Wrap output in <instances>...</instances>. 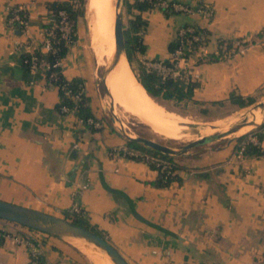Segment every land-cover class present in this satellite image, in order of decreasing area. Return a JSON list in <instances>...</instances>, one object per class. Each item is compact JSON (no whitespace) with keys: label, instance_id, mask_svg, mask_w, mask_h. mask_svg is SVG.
<instances>
[{"label":"crops","instance_id":"crops-1","mask_svg":"<svg viewBox=\"0 0 264 264\" xmlns=\"http://www.w3.org/2000/svg\"><path fill=\"white\" fill-rule=\"evenodd\" d=\"M51 1L0 0V198L63 217L78 206L132 264H264V154L238 156L236 139L191 148L172 155L176 177L157 185L159 170L123 151L142 149L96 112L85 13L77 18L75 41L60 70L68 80L82 79L100 126L87 127L76 114L59 112L58 87L46 70L23 66L18 46L27 41L30 52L40 46ZM205 1L213 8L209 18L166 14L159 6L140 11L144 48L132 54L131 63L169 58L168 43L178 28L193 23L206 32L210 52L219 39L246 43L228 56L191 64L188 72L199 81L191 100L205 106L221 99L229 104L231 90L254 95L264 85V38L258 35L264 0ZM17 4L26 7L27 32L7 22V8ZM93 51L101 60L106 54L99 58ZM0 227L9 233L0 243V264H29L32 242L47 264H93L79 248L81 238L2 218Z\"/></svg>","mask_w":264,"mask_h":264},{"label":"trees","instance_id":"trees-1","mask_svg":"<svg viewBox=\"0 0 264 264\" xmlns=\"http://www.w3.org/2000/svg\"><path fill=\"white\" fill-rule=\"evenodd\" d=\"M157 0H123V5L125 7L126 12L129 14L126 23H123L124 28V39H125V56L129 63L132 61V54L136 51L141 52L144 48V45L141 42V34L146 27V21L140 15V11L155 6V2ZM171 1V0H170ZM85 0H81V4L79 6H74L71 0H54L48 3V7L50 10V14L54 16L56 21L59 19L58 12L59 10H65L68 17L73 21L75 24L77 18L84 13V4ZM166 14L173 12L170 8H163ZM45 26H49V23L45 24ZM263 29V28H262ZM262 29L258 32L260 37L263 36ZM54 30L59 35L58 27L55 26ZM246 42H243L245 44ZM179 42L177 41L176 37L168 43V49L172 52ZM229 46L232 47L233 44L230 41ZM52 47L54 49H50L49 51L45 52L42 50L41 46L35 48L32 52L24 50L21 52V59L22 64L26 69H30V58L34 54L37 57H45L50 62V70H54L57 72V76L55 78H47L49 82L54 83L58 87V96L59 99L55 104V108L62 112L61 107L63 105H67L72 107L76 105L77 117L83 120V124L87 127H93L92 123L87 121L88 117L95 119L94 114L92 113L89 105H88V96L83 91L82 98L75 102L69 94L66 93L67 90L71 92L77 91L79 88H84L83 82L81 78L75 77L72 79H66L60 70V66L53 65L57 60L61 59L67 52L68 44L64 42L62 38H57L52 42ZM219 58L218 55L214 53H210L206 56H202L197 58V63L202 61H213ZM166 64H170L169 58L163 60ZM138 81V84L142 87V89L152 98L159 100L158 98L170 99L175 101L176 103L186 100H191L193 96L194 89L199 86V81L192 79L190 73L184 70V68H179V74L173 75L168 74L166 76H162L157 73L155 70H146L142 63L140 62V69L134 75ZM227 101L229 105H237L239 107H246L247 105L253 103L255 101L254 95H242L240 93L231 90L227 97ZM226 103L225 100H216L212 104H223ZM249 133H255L259 139H264V122L257 126V128L253 131H250L245 134L239 135L237 140V147L238 144L245 138V136ZM127 143L132 145L133 147L141 148L142 151L148 152L152 155L158 156L160 158H165L172 162V173L168 176H165V173L159 171V177L155 181L157 185H166L172 179L176 177L174 173L176 164L173 159V156L167 153H163L161 151L155 150L153 148L147 147L140 142L127 140ZM262 150L259 146L253 144L252 142L246 143L243 149V154L245 155H259L261 154ZM151 166L155 167L154 163H149ZM64 217L71 219L77 224L83 225L94 232L102 235L107 240L108 237L106 234L91 224L86 218H84L79 212H74L73 210H67L64 213ZM5 220V219H4ZM30 228V227H28ZM33 229V228H30ZM4 230L0 227V243L4 240ZM31 241L32 238H29ZM40 261L42 264H47L43 255L40 256Z\"/></svg>","mask_w":264,"mask_h":264},{"label":"built area","instance_id":"built-area-1","mask_svg":"<svg viewBox=\"0 0 264 264\" xmlns=\"http://www.w3.org/2000/svg\"><path fill=\"white\" fill-rule=\"evenodd\" d=\"M71 2L74 6H79L81 4V0H71ZM155 6H159L161 8H170L173 11L184 14H201L208 18L213 14V8L205 0H200L197 3H190L184 0H157L155 2ZM58 15L59 19L57 21L54 16L51 15L47 21V23H49V26L43 27V39L41 41L40 46L45 52L49 51L50 49H54L52 47V42L54 40H57V38H62L64 42H67L68 45L75 41V24L68 17L65 10H59ZM6 18L9 24L17 26L22 32H27L29 20L25 6H23L22 4L9 6L7 8ZM55 26H57L59 30L58 36L54 30ZM262 33V38H264V28L262 29ZM175 37L179 44L171 52V56L169 57L171 63L166 64L163 60L157 59H143L141 60V63L146 70H155L162 76H166L168 74L177 75L179 74V68H184L183 65H181V61H189L191 56L202 57L210 53H214L219 57H223L228 56L231 54V52H233V50H231L232 47L229 46L230 41L228 39H219L217 44V50L215 52H210L209 48L206 46V32L193 23H185L181 25L178 28ZM26 42L27 41H25L24 45L21 44L18 46L19 51L22 52L25 50V47L28 44V42ZM53 65L60 66V59L57 60ZM38 66L46 70L47 78H55L57 76L56 71H48L50 69L51 64L47 58L37 57L33 54L30 58V68H36ZM184 70L187 72L185 68ZM83 91L84 88H79L77 91L74 92L67 90L66 93L69 94L75 102H77L82 98ZM61 110L62 112H72L76 114L77 107L76 105L72 107L63 105L61 107ZM79 120L83 122L81 118H79ZM87 121L89 123H92L94 126L101 125L100 121H97L91 117H88ZM248 142H252L253 144L259 146L262 150L261 154H264V139H259L255 133H249L238 144V147L236 149V153L238 156H241L243 154L244 146ZM73 146L75 149L80 148V144L78 142H75ZM123 151L130 156H140L143 160L148 163H154L159 171L165 173V176H168L170 173H172V162L165 158H160L148 152L139 151L136 148L125 147L123 148ZM72 210L74 212H79V207L74 205L72 207ZM3 235L5 237L9 235V233L4 230ZM40 256L41 252L38 249L37 244L35 242H32V246L29 253V264H42L40 261Z\"/></svg>","mask_w":264,"mask_h":264},{"label":"rangeland","instance_id":"rangeland-1","mask_svg":"<svg viewBox=\"0 0 264 264\" xmlns=\"http://www.w3.org/2000/svg\"><path fill=\"white\" fill-rule=\"evenodd\" d=\"M85 5H86V2L83 6L84 13L86 15L85 21L87 24L86 42L84 43L86 47V53L88 55V58H87L89 62L88 64H89V67L91 68V73H92V82H91L92 99H93V103L95 104L96 112L100 116V121L104 122L107 125H110L111 127L115 128L119 132H123V133L126 132L129 134H132L133 136L141 135V136L149 137L159 142L170 145L172 147H179L180 145L187 142L188 140L195 139V138H185L179 135L176 136L177 138L175 137L176 139L163 136L159 134L158 132H156L155 129H153L151 125L146 124L138 116L125 111L121 106H117L118 115L116 114L114 115L108 103V99L106 97V88H105L106 86L105 77H106L107 70L110 66V58L106 60V63L103 64L101 59H97L95 57L94 51H93V48H94V50L99 54V58H100L108 50L109 43L106 42L107 37H104L102 34H95L90 30V18L86 14ZM121 11H122L123 23H126L127 12L123 4L121 5ZM109 35L111 39L114 38L112 34V29L109 31ZM232 44L233 46L231 50H233V52L237 50V47L241 48L245 46L243 42H232ZM233 52H231V54ZM197 58H200V57L191 56L189 61H186V62L181 61V65H183V67L188 71L192 63H197L198 61ZM140 62L141 61H138V62L133 61V64L129 63L133 76L135 75L136 72L139 71ZM135 80L138 83L136 78ZM254 97H255V101L247 105L244 108L239 107L237 105H229L226 103L209 104V105L202 106L200 103L194 102L192 100H186V101H181V102L176 103L173 100L164 99L161 97L158 98L159 100L154 99V98L153 99L156 103H158L162 107V114H163V118L165 121H167L168 123H172L174 125H179V126L182 125L183 127L187 125L186 127L190 126L191 128H193L196 125L189 124V122L190 123L191 122L192 123L210 122L217 118L229 116V115L237 117L239 119L238 122L241 121L242 118L244 119L246 118V121L248 122L252 119H255L256 117H252V116L258 110L264 109V104L257 105L259 102H264V85L257 89V91L254 94ZM241 116L243 117L241 118ZM261 122H264V120ZM257 125L259 124H256L254 127H252L246 132L243 131L241 134H245V133L255 130L257 128ZM235 133H237V130L232 132L231 135H225V136H221L218 138H214L203 144H200V145H197L191 148L222 144L227 141L234 140L239 135H241V134H235ZM191 148H189V150ZM59 216L61 215L59 214ZM14 224H19V223L14 222ZM90 261L93 264H95L92 260Z\"/></svg>","mask_w":264,"mask_h":264},{"label":"bare ground","instance_id":"bare-ground-1","mask_svg":"<svg viewBox=\"0 0 264 264\" xmlns=\"http://www.w3.org/2000/svg\"><path fill=\"white\" fill-rule=\"evenodd\" d=\"M114 1L115 0H86L85 5L86 14L90 18V30L95 34H102L104 37H107L106 42L109 43L108 50L102 58L103 64L106 63V60L110 57L113 58H111L112 62L110 60L111 64L107 70V78L105 77V88L108 103L114 114L118 115L117 106H121L125 111L138 116L146 124L151 125L156 132L169 138H175L178 135L185 138H196L213 132H225L230 128V125L238 122L239 119L237 117L230 115L217 118L210 122H189V124L196 125L193 128L190 126L186 127L187 125L185 127L182 125H174L165 121L162 114V107L136 82L126 60L125 53H122L114 62L115 37L111 39L109 35V31L112 29V34L114 36ZM242 117L243 116H241V118ZM252 117L256 118L249 122L245 120V122L239 125L237 133L235 134H241L243 131L246 132L263 121L264 109L258 110ZM231 134L232 133L228 135ZM80 241L81 242L78 241L81 243V245L79 244V248L95 264H114L109 254L103 249L82 238Z\"/></svg>","mask_w":264,"mask_h":264},{"label":"water","instance_id":"water-1","mask_svg":"<svg viewBox=\"0 0 264 264\" xmlns=\"http://www.w3.org/2000/svg\"><path fill=\"white\" fill-rule=\"evenodd\" d=\"M123 0H115V15H114V37H115V60L119 58L122 53H125V39L121 5ZM126 55V54H125ZM264 104V102H259ZM256 105V106H257ZM245 119L236 122L230 126L225 132H213L211 134L201 135L198 138L188 140L179 147H172L165 143L159 142L155 139L137 135L133 136L126 132H121L128 140L137 141L143 145L153 148L155 150L167 153L170 155L181 154L189 148L203 144L214 138L228 135L237 130L240 124ZM263 123H258L259 125ZM258 126V125H257ZM0 218L17 222L21 225L46 232L62 238L78 237L103 249L111 257L114 264H132L109 240L93 230L75 223L71 219L63 216L51 214L42 210L27 207L21 204L3 200L0 198Z\"/></svg>","mask_w":264,"mask_h":264}]
</instances>
